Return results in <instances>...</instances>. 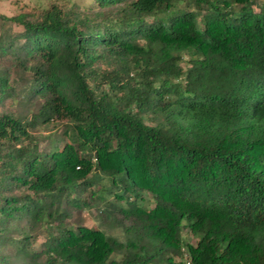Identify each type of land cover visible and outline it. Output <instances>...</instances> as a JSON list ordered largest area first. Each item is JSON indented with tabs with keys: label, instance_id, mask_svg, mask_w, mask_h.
Masks as SVG:
<instances>
[{
	"label": "trees",
	"instance_id": "trees-1",
	"mask_svg": "<svg viewBox=\"0 0 264 264\" xmlns=\"http://www.w3.org/2000/svg\"><path fill=\"white\" fill-rule=\"evenodd\" d=\"M93 1L0 14V100L42 101L27 122L0 115V142L12 143L0 187L50 195L87 187L95 169L121 184L125 201L105 216L135 222L123 242L83 225L59 229L41 263L264 264V1ZM38 118L65 121L59 149L19 143ZM143 192L150 209L136 202ZM52 205L2 196L0 230L18 215L29 217L26 230L40 227ZM181 225L195 244L182 242ZM22 257L39 264L34 252Z\"/></svg>",
	"mask_w": 264,
	"mask_h": 264
},
{
	"label": "rangeland",
	"instance_id": "rangeland-1",
	"mask_svg": "<svg viewBox=\"0 0 264 264\" xmlns=\"http://www.w3.org/2000/svg\"><path fill=\"white\" fill-rule=\"evenodd\" d=\"M264 0H258L262 3ZM56 5L62 9L69 7H79L87 9L95 6L93 0H0V14L6 16H14L19 13H33L38 16V12L47 9L50 5ZM95 8V7H94ZM257 11V7L255 8ZM87 11V10H85ZM149 18H147L148 20ZM11 31H20L21 26L17 24H10ZM184 59L185 56L183 55ZM5 62H2V65ZM183 64V62H180ZM95 67L101 69L105 67V61H97L94 63ZM12 74L9 73V79ZM17 91V89H16ZM41 99L26 101L22 97H4L0 100V115L10 114L12 117L20 118L23 122L30 119L32 113L37 111V107ZM145 121V120H144ZM66 128L65 121L63 120H49L42 122L38 118L33 124H27L26 129L30 134L19 142L20 144L33 145L38 154L47 153L51 150H56L67 140V135L64 134ZM0 156L5 153V147L11 145L9 141H2ZM20 170H18L19 172ZM89 185L83 188L81 185H76L71 189L56 191L50 195L33 194L28 190L27 186H18L12 184L9 187H0V200L3 197H20L28 195L30 199L37 200L42 197L45 202L52 201L51 210L53 218L50 222L44 223L42 226H35L32 230H26L29 225L28 216L18 215L14 219H8L5 224V230H0V263L7 264H26L29 259L23 260L22 252L31 251L37 254V262L42 264L41 261L46 257L44 253L45 240L50 234L57 235L59 229H74L76 226H87L102 230L105 234L116 238L118 241L123 242L126 236L124 227L135 222L129 218H122L121 214L116 210L111 216H105L102 208H107L108 204L124 205V200H118L115 196L121 193V184L116 189L111 182L109 176H105L97 170H92L86 178ZM101 195L102 199L97 198ZM43 202V201H42ZM136 202L145 209H150L154 205V199L147 192L141 193V197L136 198ZM124 219V220H122ZM59 226L56 227V224ZM25 230L27 235H30L26 243L19 242L22 237V231ZM180 238L183 243L195 244L198 235L189 232L187 227L181 225ZM148 240L146 236L141 239L142 243ZM167 255H171L169 251ZM175 261L187 260V255L182 252L181 255L172 254ZM111 258L118 260L119 254L112 253Z\"/></svg>",
	"mask_w": 264,
	"mask_h": 264
}]
</instances>
